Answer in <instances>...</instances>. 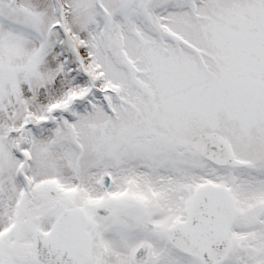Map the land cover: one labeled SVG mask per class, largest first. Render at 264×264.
Here are the masks:
<instances>
[{"label": "snow or ice", "instance_id": "1", "mask_svg": "<svg viewBox=\"0 0 264 264\" xmlns=\"http://www.w3.org/2000/svg\"><path fill=\"white\" fill-rule=\"evenodd\" d=\"M0 264H264V0H0Z\"/></svg>", "mask_w": 264, "mask_h": 264}]
</instances>
